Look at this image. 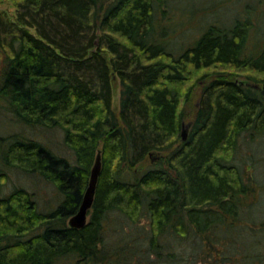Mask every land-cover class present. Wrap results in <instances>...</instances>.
Wrapping results in <instances>:
<instances>
[{"label":"trees","instance_id":"1","mask_svg":"<svg viewBox=\"0 0 264 264\" xmlns=\"http://www.w3.org/2000/svg\"><path fill=\"white\" fill-rule=\"evenodd\" d=\"M175 1L13 0V15L0 10V119L55 129L72 154L30 132L0 133V264L260 259L264 182L244 175L236 156L241 136H264V92L208 68L263 75L264 35L252 33L248 16L212 18L175 51ZM197 73L205 78L198 105L189 84ZM97 151L87 222L70 226ZM7 168L51 182L56 203L23 186L2 193Z\"/></svg>","mask_w":264,"mask_h":264},{"label":"rangeland","instance_id":"2","mask_svg":"<svg viewBox=\"0 0 264 264\" xmlns=\"http://www.w3.org/2000/svg\"><path fill=\"white\" fill-rule=\"evenodd\" d=\"M175 4L176 8L170 9L169 11L170 19L174 18L172 21H170L169 26L173 29V32L177 33L178 39L180 40L179 42L173 41L172 47L176 49L175 51L181 49L182 44H184L188 40V34L197 35L200 31L199 28H203L207 22L212 20V18L218 19L220 22H226V24H229L232 22L233 17L236 15L239 17L248 16L253 23L254 29L252 33L257 37L264 35V0H176ZM0 10H6L10 15H13L15 11L13 0H0ZM185 12L188 15H183V13ZM180 13L182 15L177 16V14ZM189 15H193L194 17H190ZM190 19L191 22H187ZM185 23L190 27H187L188 30L184 25ZM208 70L211 72L233 71L235 72V78L237 79H244L247 81L255 82L256 85L260 86L261 88L264 84V74H258L253 71L251 72L249 70H235L233 68L221 66L208 68ZM203 71L204 70H202L201 72ZM197 74H195V76L190 80L189 84H191L192 87L191 96L193 99V103L198 105L199 95L197 93L200 90L201 84H204L205 78H197V76H199V73ZM251 77L255 78L256 81H253ZM118 96L119 80L116 78L115 80H113L112 84V104L114 105V107L118 105ZM186 116L187 117L183 119L182 123H186L188 120H190L189 114ZM5 118L9 119V117ZM37 129L38 127H27L13 120L5 121L3 118L0 119L1 134L11 133L13 131L23 134H28L30 132L34 137L50 144L51 147L58 153L72 157L71 152L62 145V137L59 131L51 128H39V131ZM240 140L241 141L239 149L237 151V156L235 154L237 160H235L240 165L244 175L252 174L259 181L264 182V136L261 135L260 139L258 138V140L260 141L256 143H249L247 137L244 138V136H241ZM152 154L153 157L154 155H156L154 153ZM153 157L150 161L154 159ZM143 164H146V162H144ZM7 170L9 172V176L1 185L2 193L10 191L14 186H23L34 194V198L37 199L39 203H47L49 200H51L49 203L53 205L56 203L55 196L56 194H58V192L51 182H48L43 178L38 177L37 175H29L23 173L16 168H7ZM256 207L258 209L263 208L264 210V193H261V195L258 196ZM257 214L259 215V217L261 216L259 212H257ZM261 234L262 236H264L263 232ZM245 240V246H250L248 240L246 238ZM260 252H262L260 259L258 261L252 260L248 264H264V261L262 259L264 257L263 249H261ZM236 258V264H238L239 257ZM197 264H207V262H202L199 260Z\"/></svg>","mask_w":264,"mask_h":264},{"label":"water","instance_id":"3","mask_svg":"<svg viewBox=\"0 0 264 264\" xmlns=\"http://www.w3.org/2000/svg\"><path fill=\"white\" fill-rule=\"evenodd\" d=\"M240 81H242V79H240ZM262 90L264 92V84ZM190 124H191V120H188L186 123H182V128L180 131L182 139H185L187 137L188 127ZM100 170H101V155H100V151H97L94 157V161L91 165L88 181L83 191L82 198L78 205V208L67 219V222L70 226L80 227L87 222L88 209L90 208L94 198L95 188Z\"/></svg>","mask_w":264,"mask_h":264},{"label":"flooded vegetation","instance_id":"4","mask_svg":"<svg viewBox=\"0 0 264 264\" xmlns=\"http://www.w3.org/2000/svg\"><path fill=\"white\" fill-rule=\"evenodd\" d=\"M181 128H182V126H181Z\"/></svg>","mask_w":264,"mask_h":264}]
</instances>
